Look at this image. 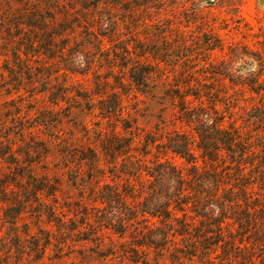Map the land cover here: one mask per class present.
Here are the masks:
<instances>
[{
  "label": "rangeland",
  "instance_id": "rangeland-1",
  "mask_svg": "<svg viewBox=\"0 0 264 264\" xmlns=\"http://www.w3.org/2000/svg\"><path fill=\"white\" fill-rule=\"evenodd\" d=\"M209 119L238 131L259 164L264 0H0V179L9 183L0 264H228L219 246L203 250L213 233L189 188L172 223L185 232L164 249L145 240L158 218L140 217L123 235L91 221L58 247L47 215L51 207L81 227L83 213L102 208L105 185L141 205L153 186L146 170L165 161L187 186L193 165L213 168L195 145L196 124ZM175 137L189 140L193 158L168 148ZM94 153L104 159L96 168L87 158ZM132 161L144 165L136 179L123 172ZM40 181L52 188L30 194ZM254 182L250 195L264 208V183ZM9 207L21 209L15 228L3 223ZM223 230L235 234L237 224ZM41 231L51 235L44 254ZM254 238L252 263L264 264V234Z\"/></svg>",
  "mask_w": 264,
  "mask_h": 264
},
{
  "label": "trees",
  "instance_id": "trees-1",
  "mask_svg": "<svg viewBox=\"0 0 264 264\" xmlns=\"http://www.w3.org/2000/svg\"><path fill=\"white\" fill-rule=\"evenodd\" d=\"M130 76L133 80L139 82L140 75ZM251 84V88L255 90V87H252L254 84ZM256 88L259 89L260 87L257 86ZM211 120H207L206 125L196 124L195 134L197 140L195 145L202 158L207 159L213 168L198 171V168L193 165L188 173L192 176L190 178L191 182L187 186H183L184 178L181 172L167 161L154 166L151 172L146 170L153 178V186L148 193L146 192L145 201L141 205L129 206V203H125L127 201L124 200V195L118 190H114L113 185H105L106 187L102 190L98 199L103 204L102 208L94 213H83V216H80V219L84 218L80 223L81 227L77 224L74 225L76 223L74 219L63 218L62 216L54 217V209L49 207L47 210L48 221L54 222L59 233V239H56L59 243L58 247L64 243L60 239L61 236L65 237L69 232L75 230H77L75 234L83 235L82 226H88L91 229V225H89L91 221L95 225L104 226L115 233L123 235L131 223H136V220L141 221L139 218L142 217V220H146L147 223L152 218H158L161 223L160 226L149 227V224H147L145 240H147L148 246L164 249L169 243V238H174L177 233L181 235L185 232V230H181L183 233H180L172 223L179 221L175 212L184 210L181 206L187 204L184 203L183 199L186 189L189 188L190 191H187L186 194L191 191L194 192L199 204L198 209H195V211L203 217L204 225L207 228L206 232L213 233L211 237L202 239L205 242L203 250H207L212 245L219 246V248H222L224 255H229L227 258L228 264H233V262L253 264L252 258L257 245L254 243L256 239L251 238L254 233L264 234V208L258 207L255 203L258 200L250 195L249 181L254 184V181L259 180L260 185L264 183V153L261 154L262 158L259 159V164L255 163L256 158H258L257 152L246 150L238 131L226 130L216 122L210 124ZM167 146L173 152L186 157L187 160H189V157L193 158L189 148L190 142L187 138H169ZM87 158L90 162L88 164L92 168H96V165H93L97 162L98 164L104 163L102 155L94 153V155ZM129 164L132 169L123 171L124 173L134 179L143 173L144 169L142 167L144 165H138L137 161L129 162ZM247 167L248 172L245 171ZM33 180L36 179L33 178ZM7 182L8 180L0 179V202L8 200L6 196L8 195L9 183ZM157 182L160 187L156 184ZM44 188L50 189L52 186L48 185L47 182L40 181L30 190V194L36 195ZM3 213V223H8L9 227L15 228L21 209L9 207L5 208ZM181 224L185 227L184 223ZM234 224H237L235 234L229 231L224 232L223 229L228 230L229 225L233 226ZM41 232L44 234L43 239L45 241L40 249L44 254L51 240V235L45 231ZM247 232L252 233L250 238L248 237L250 234ZM245 234L248 235L245 236ZM80 239L86 240L87 238L80 237ZM35 241L36 243L38 241L39 246V240ZM9 244L7 243L6 246L9 247ZM13 244L21 245L20 241L13 242ZM32 245L35 244L32 242ZM212 250L211 252H216L215 248ZM180 252L185 253L184 251ZM205 252V255L209 253ZM177 256L174 254V257ZM189 256H193L191 252ZM262 261H264V257Z\"/></svg>",
  "mask_w": 264,
  "mask_h": 264
}]
</instances>
